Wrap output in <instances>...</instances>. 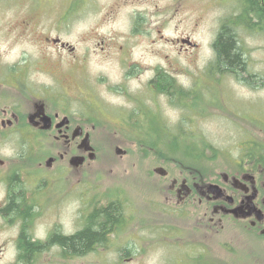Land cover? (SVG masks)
<instances>
[{
    "label": "flooded vegetation",
    "instance_id": "af4514ba",
    "mask_svg": "<svg viewBox=\"0 0 264 264\" xmlns=\"http://www.w3.org/2000/svg\"><path fill=\"white\" fill-rule=\"evenodd\" d=\"M44 33L59 52L68 48L74 53V46ZM110 46V39L100 37L96 50L107 54ZM121 48L124 53L130 50ZM56 63L10 67L11 80H0V244L4 248L13 244L15 263H34L42 251L49 253L52 244H92L78 255L98 252L104 260L112 253L114 264L139 263L151 248L165 247L173 250L171 256L176 251L171 264H212L216 235L226 232L238 240L244 233L264 239V147L253 145V140L218 168L207 162L175 161L179 170L175 174L154 166L134 182L114 178L108 194L90 192L93 187L86 184L84 171L98 157L92 141L96 131L125 136L161 131L143 121L150 109L147 96L132 98L135 107L129 111L97 92L94 101H84L81 85L91 74L82 68L75 93L68 80L75 71ZM136 72V67L128 66L124 74ZM164 75L156 67L144 86L153 97L166 95L176 105L174 97L180 92L171 75L164 90ZM95 81L109 84L104 77ZM100 118H119L130 125L105 129L98 126ZM132 122H140V127ZM123 151L117 153L127 152ZM228 226L235 231L229 233Z\"/></svg>",
    "mask_w": 264,
    "mask_h": 264
},
{
    "label": "rangeland",
    "instance_id": "374dc122",
    "mask_svg": "<svg viewBox=\"0 0 264 264\" xmlns=\"http://www.w3.org/2000/svg\"><path fill=\"white\" fill-rule=\"evenodd\" d=\"M242 10L240 0H0V80H11L10 67L29 68L55 61L75 71V75L69 73L68 80L74 86L70 91L76 93L85 68L92 77L82 83L81 99L94 101L97 92L129 111L135 107L132 98L147 96L151 110L143 116L144 123L146 120L148 127L160 128L168 147L195 142L197 151L191 159L189 155L183 158L187 163L207 162L218 168L251 140L253 145L264 147V28L257 18L252 20L254 24L248 20L237 23ZM226 21H234L248 64L247 71L240 73L250 77L252 84L231 71L215 68V41ZM44 32L74 46V53L68 48L59 52V47L45 39ZM100 37L112 42L107 54L96 50ZM122 45L130 50L124 53ZM128 66L136 67L137 72L125 77ZM156 67L174 78L180 92L174 97L176 105L166 95L153 97L144 86ZM32 76L38 77V73ZM100 77L109 82L107 87L95 81ZM118 119L100 118L98 126L130 125ZM132 123L140 127V122ZM98 131L92 135L98 157L84 171L86 184L93 187L90 192L108 194L113 191L114 178L134 182L154 166H165L174 174L179 171L174 163L179 157L162 147L165 137L152 134L162 142L151 148V134L141 137ZM118 146L127 152L119 155ZM229 227V233L235 231ZM231 236L226 232L214 236L212 264H264V239H252L244 233L238 240ZM225 242L228 244H222ZM12 245L5 244L4 248L0 244V264H17ZM172 251L151 248L141 262L124 264H171L176 254L174 251L171 256ZM99 254H64L61 245L52 244L47 255L42 251L31 264H114L112 253L104 260Z\"/></svg>",
    "mask_w": 264,
    "mask_h": 264
},
{
    "label": "trees",
    "instance_id": "16d2710c",
    "mask_svg": "<svg viewBox=\"0 0 264 264\" xmlns=\"http://www.w3.org/2000/svg\"><path fill=\"white\" fill-rule=\"evenodd\" d=\"M242 2L243 10L239 16H237V20L239 22L243 20L251 21V24H254V21H252L254 18H257L259 22L260 27L264 28V0H240ZM236 20V21H237ZM231 21V20H230ZM234 21L233 22H224L222 25V28L216 38L215 41V48H216V69H218L220 72H226L231 71L233 74L235 73L240 80L248 81L249 84L252 79L250 77H244L240 71H247V60L243 53V47L240 44V41L238 39V36L235 31ZM258 25V26H259ZM251 75V74H250ZM252 77V75H251ZM163 85L164 90H168L169 83L171 79L167 76V74L164 75L163 78ZM254 81V80H253ZM185 103V102H184ZM141 136L142 135H137ZM151 139L154 140L149 141L148 143H151V148H156L159 146V143L162 141V147L165 149H169L174 153V155H177L176 160L180 162H185L183 158L186 155L190 156L191 154H194L197 151V144L195 142H184V145H178L175 144L173 147H168L167 143H165V139L167 138L166 135H162V133L158 134L157 137L162 139L161 137H165L164 140L160 141L159 143L155 140L157 137H153L151 134ZM176 139V138H175ZM177 140V139H176ZM147 140L141 139V142L146 143ZM187 141V140H186ZM184 149V150H183ZM190 149L191 151H189ZM182 158V159H181ZM195 164V163H194ZM63 247L64 254H74L77 255L79 253H83L87 251L92 244H61ZM31 247H35V245H31Z\"/></svg>",
    "mask_w": 264,
    "mask_h": 264
},
{
    "label": "water",
    "instance_id": "95a60500",
    "mask_svg": "<svg viewBox=\"0 0 264 264\" xmlns=\"http://www.w3.org/2000/svg\"><path fill=\"white\" fill-rule=\"evenodd\" d=\"M84 142H85V146L88 148V146L90 145V138L87 136V137L85 138ZM117 152H118V153H122V152H124V151L122 150V148L118 147V148H117ZM95 157H96V156H94V154L91 155V158H92V159L95 158Z\"/></svg>",
    "mask_w": 264,
    "mask_h": 264
}]
</instances>
